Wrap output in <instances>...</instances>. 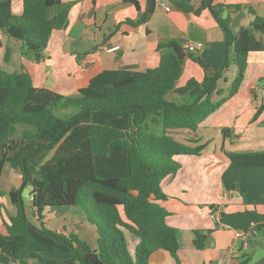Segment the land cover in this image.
<instances>
[{
    "label": "trees",
    "instance_id": "trees-1",
    "mask_svg": "<svg viewBox=\"0 0 264 264\" xmlns=\"http://www.w3.org/2000/svg\"><path fill=\"white\" fill-rule=\"evenodd\" d=\"M166 1L185 12L194 9L191 0ZM122 2L140 9L135 0ZM205 7L223 33L225 57L219 70H211L199 55L184 49L182 39L174 38L158 42L157 66L103 69L86 79L75 93L63 95L35 87L24 71L3 68L10 50L4 47L1 34L19 40L23 54L35 60L52 31L67 26L69 4L22 0L21 13L13 14L11 0H0V180L6 164L21 174L22 185L31 186L30 205L39 221L35 224L30 220L21 186L11 188L7 196L16 212L3 220L0 257L5 254L18 259L0 260V264H29L30 260L41 264H153L160 260L162 251L176 256L177 232L166 222L169 212L161 202L168 196L160 183L176 174L179 164L175 156L200 155L205 144L178 139L167 130L189 128L196 136L199 123L237 91L248 55L264 47L263 16L250 10L251 22L235 26L229 12L242 5L202 0L196 11ZM146 15L142 12L135 22L126 21L141 23ZM186 59L198 63L204 76L201 80L191 77L177 86ZM231 63L237 66L236 77L227 95L214 100L222 93L218 80ZM171 94L184 99H168ZM71 108L76 112H68ZM263 109L264 104L255 116ZM93 111L124 115L126 127L93 123ZM153 126H159L160 131ZM226 131L222 129L223 136ZM112 147L126 153L124 176L98 172L96 156H109ZM60 206L82 209L95 226L94 247L73 230L58 232L44 224L45 210ZM207 206L215 209L214 204ZM125 231L138 238L133 254ZM207 232L194 230L197 249L203 248Z\"/></svg>",
    "mask_w": 264,
    "mask_h": 264
},
{
    "label": "crops",
    "instance_id": "crops-1",
    "mask_svg": "<svg viewBox=\"0 0 264 264\" xmlns=\"http://www.w3.org/2000/svg\"><path fill=\"white\" fill-rule=\"evenodd\" d=\"M61 1L69 4L68 24L52 31L39 58H29L23 54L19 40L1 34L4 47L10 50L8 59L2 62L3 68L28 73L35 87L70 95L103 69L155 67L160 61L158 42L174 38L182 39L183 47L202 42V47L193 52L211 70H219L223 63V33L207 7L196 11L202 0H191L195 10L189 12L171 5L166 11L157 0H135L139 10L123 0ZM213 3L242 5L239 10L229 12L235 26L248 25L253 19L251 11L264 17V0H213ZM21 10L22 0H11L12 13L20 14ZM142 12H147L145 21L136 24L126 21L135 22ZM262 41L264 45V33ZM236 74L237 66L231 63L218 80L222 93L214 100L227 95ZM243 74L237 91L199 123L196 136L189 128L170 129L174 137L196 139V144H205V147L200 155L175 156L179 164L176 174L160 183L168 196L161 202L169 212L166 222L176 229L179 249L175 257L162 251L160 260L153 264H240L243 260H248L246 264H264V109L255 116L264 104V47L248 55ZM203 76L201 66L186 59L176 85H184L191 77L201 80ZM170 97L176 101L184 99L177 94ZM223 128L228 130L226 136L222 134ZM111 156L122 164V174H125L126 153L112 147L107 157ZM215 162L218 165L212 169ZM5 169L6 165L0 180V189L6 181L0 195V203L7 208L5 216L0 210L2 233L5 231L3 220L16 212L7 193L13 187L22 186L21 174L11 167L4 174ZM209 204L215 205L213 211L208 208ZM76 207L48 208L42 221L58 232L73 230L79 237V225L96 232L82 209ZM26 211L34 215V220L29 216L30 220L39 224L31 205ZM195 229L208 230L202 249L193 243ZM96 237L97 234L95 241L87 240L93 247ZM9 259L18 258L5 254L0 257L1 261ZM29 264L41 262L30 260Z\"/></svg>",
    "mask_w": 264,
    "mask_h": 264
},
{
    "label": "rangeland",
    "instance_id": "rangeland-1",
    "mask_svg": "<svg viewBox=\"0 0 264 264\" xmlns=\"http://www.w3.org/2000/svg\"><path fill=\"white\" fill-rule=\"evenodd\" d=\"M224 15H226V13H224ZM64 71L66 68H62ZM168 99H171L170 96H167ZM68 112H72L75 113L76 112V108H71L68 110ZM91 119L93 123H97V124H103V125H107V126H115V127H120V128H125L126 127V117L124 115H118V114H110V113H103V112H99V111H93L92 115H91ZM122 123V125H121ZM120 125V126H119ZM153 130H159L160 131V127L159 126H153L152 127ZM170 129L173 128H169L167 130V132L169 134H173V132H171ZM214 143L211 141V145H213ZM212 147V146H211ZM211 148L209 147L208 151L210 152ZM208 156H206L207 158ZM211 161V160H210ZM218 165V163L215 162V165L212 164V169L216 168ZM96 166L98 168V172L103 174V175H110V176H124L125 174H122L123 171L121 170V166L122 164L120 162H117L116 159H113L112 156L111 157H103V156H96ZM8 170H10V166L9 164H6V169L4 170V174L8 172ZM5 176V175H4ZM6 186V181L4 180L1 183V189H2V195L4 192V188ZM30 190H31V186L30 185H22L21 186V197L22 200L24 202V204L27 206L30 205V200H29V194H30ZM8 197V196H7ZM76 208L80 209L79 206H77ZM0 210L3 214V216H5L7 208H5V206L3 205V203H0ZM32 220H34V215L32 214H28ZM38 224V222H37ZM86 227V226H85ZM84 226L79 225L78 229L80 231V235L82 239L86 238V241H93L95 239V234L96 232H92L89 229L85 230ZM125 235L127 238V242H128V249L129 252L131 254L134 253V248L135 245L138 241V238L132 234L129 231H125ZM85 240V239H84ZM95 241V240H94ZM88 242V241H87ZM90 243V242H88Z\"/></svg>",
    "mask_w": 264,
    "mask_h": 264
},
{
    "label": "built area",
    "instance_id": "built-area-1",
    "mask_svg": "<svg viewBox=\"0 0 264 264\" xmlns=\"http://www.w3.org/2000/svg\"><path fill=\"white\" fill-rule=\"evenodd\" d=\"M158 4L164 9L169 10L171 8L170 4L166 0H157ZM202 47V42H191L184 46L186 51L193 52L197 51ZM32 199V198H30ZM246 245V243H244Z\"/></svg>",
    "mask_w": 264,
    "mask_h": 264
},
{
    "label": "water",
    "instance_id": "water-1",
    "mask_svg": "<svg viewBox=\"0 0 264 264\" xmlns=\"http://www.w3.org/2000/svg\"><path fill=\"white\" fill-rule=\"evenodd\" d=\"M35 57H36V58H39V54H38V53H36V54H35Z\"/></svg>",
    "mask_w": 264,
    "mask_h": 264
}]
</instances>
